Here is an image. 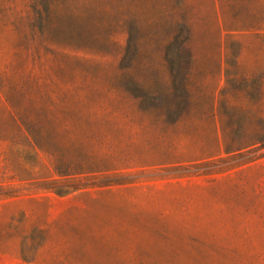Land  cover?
I'll return each instance as SVG.
<instances>
[{
	"label": "rangeland",
	"instance_id": "374dc122",
	"mask_svg": "<svg viewBox=\"0 0 264 264\" xmlns=\"http://www.w3.org/2000/svg\"><path fill=\"white\" fill-rule=\"evenodd\" d=\"M0 264H264V0H0Z\"/></svg>",
	"mask_w": 264,
	"mask_h": 264
},
{
	"label": "trees",
	"instance_id": "16d2710c",
	"mask_svg": "<svg viewBox=\"0 0 264 264\" xmlns=\"http://www.w3.org/2000/svg\"><path fill=\"white\" fill-rule=\"evenodd\" d=\"M245 148H247V147H245ZM245 148H244V149H245ZM241 150H242V149H239L238 151H241Z\"/></svg>",
	"mask_w": 264,
	"mask_h": 264
}]
</instances>
